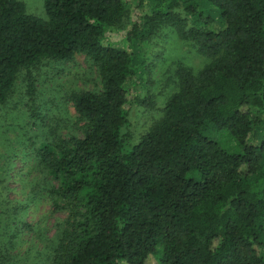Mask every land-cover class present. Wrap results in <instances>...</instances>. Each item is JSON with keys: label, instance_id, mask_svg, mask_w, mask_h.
<instances>
[{"label": "trees", "instance_id": "1", "mask_svg": "<svg viewBox=\"0 0 264 264\" xmlns=\"http://www.w3.org/2000/svg\"><path fill=\"white\" fill-rule=\"evenodd\" d=\"M0 0V107L19 74L84 55L102 92L73 94L82 137L40 147L68 211L51 264H264V0ZM166 28L211 62L177 72L134 143L136 46ZM32 91V80L29 85ZM224 130L228 151L212 137Z\"/></svg>", "mask_w": 264, "mask_h": 264}, {"label": "rangeland", "instance_id": "2", "mask_svg": "<svg viewBox=\"0 0 264 264\" xmlns=\"http://www.w3.org/2000/svg\"><path fill=\"white\" fill-rule=\"evenodd\" d=\"M18 1L28 14L46 19L45 0ZM136 53L141 66L137 94L150 107L132 111L134 143L163 117L179 89L180 66L197 74L212 60L172 28L142 39ZM82 92L101 93L102 81L98 67L77 55L69 63L44 62L21 72L0 107V264H51L69 213L51 196L58 182L41 164L40 147L82 137L84 122L70 101ZM212 137L224 149L238 150L228 132L213 131Z\"/></svg>", "mask_w": 264, "mask_h": 264}]
</instances>
